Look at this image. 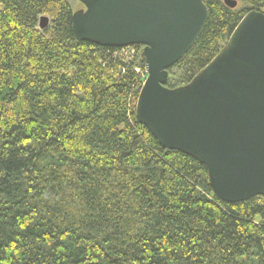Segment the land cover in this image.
<instances>
[{
    "label": "trees",
    "instance_id": "16d2710c",
    "mask_svg": "<svg viewBox=\"0 0 264 264\" xmlns=\"http://www.w3.org/2000/svg\"><path fill=\"white\" fill-rule=\"evenodd\" d=\"M203 0L186 85L264 0ZM66 0H0V264H264V196L224 203L205 167L135 118L143 56L77 41ZM47 16V26L38 22Z\"/></svg>",
    "mask_w": 264,
    "mask_h": 264
},
{
    "label": "water",
    "instance_id": "95a60500",
    "mask_svg": "<svg viewBox=\"0 0 264 264\" xmlns=\"http://www.w3.org/2000/svg\"><path fill=\"white\" fill-rule=\"evenodd\" d=\"M76 1L83 5L71 18L77 41L143 47L146 76L134 115L158 144L202 164L224 203L264 196V14L247 12L189 83L168 88V69L206 25L203 0ZM48 22L41 16L38 29Z\"/></svg>",
    "mask_w": 264,
    "mask_h": 264
},
{
    "label": "rangeland",
    "instance_id": "374dc122",
    "mask_svg": "<svg viewBox=\"0 0 264 264\" xmlns=\"http://www.w3.org/2000/svg\"><path fill=\"white\" fill-rule=\"evenodd\" d=\"M66 1L71 5V8H72L73 12L78 11V10H80V9H83V5H82L80 2L76 1V0H66ZM242 6H243L242 2L237 1L236 9H239V8H241ZM72 14H73V13H72ZM127 47H129V46H127ZM127 47H122V48H124L125 51H128V52H129V55H132V54L135 53L133 49L130 50V49H128ZM129 48H130V47H129ZM142 52H143V47L141 46V47L138 49V51L136 52V54H137V56H138V60H139L140 57L142 56ZM167 72H168V77L172 75L171 70L168 69ZM144 75L146 76V74H145V69H144ZM176 88H177V87H176Z\"/></svg>",
    "mask_w": 264,
    "mask_h": 264
}]
</instances>
